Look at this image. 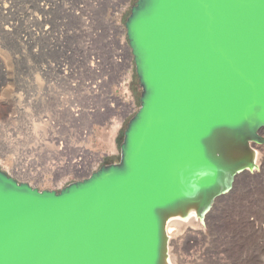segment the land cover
Instances as JSON below:
<instances>
[{
    "label": "water",
    "instance_id": "obj_1",
    "mask_svg": "<svg viewBox=\"0 0 264 264\" xmlns=\"http://www.w3.org/2000/svg\"><path fill=\"white\" fill-rule=\"evenodd\" d=\"M141 89L120 159L56 189L0 169V264H170L167 223L253 168L264 137V0H135Z\"/></svg>",
    "mask_w": 264,
    "mask_h": 264
},
{
    "label": "rangeland",
    "instance_id": "obj_2",
    "mask_svg": "<svg viewBox=\"0 0 264 264\" xmlns=\"http://www.w3.org/2000/svg\"><path fill=\"white\" fill-rule=\"evenodd\" d=\"M134 3L0 0V169L41 190H59L104 163L119 161L123 133L135 111L119 116L117 152L106 149L98 137L107 121L118 117L116 111L125 110L110 101L111 92L139 105L141 89L133 62L122 50L126 36L118 28ZM118 55L122 64H113ZM89 129L95 132L92 151L106 152L102 161H89L88 171L81 173L47 168L50 162L86 158L71 146L86 145ZM60 144L70 148L66 155L56 151ZM16 168L43 174L45 180ZM256 173L238 177L234 188L216 200L205 215V236L180 228L176 246H170L171 261L264 264V167Z\"/></svg>",
    "mask_w": 264,
    "mask_h": 264
},
{
    "label": "bare ground",
    "instance_id": "obj_3",
    "mask_svg": "<svg viewBox=\"0 0 264 264\" xmlns=\"http://www.w3.org/2000/svg\"><path fill=\"white\" fill-rule=\"evenodd\" d=\"M118 28H120L121 31L123 30V32H124V34L126 36V32H125L124 26L123 27L118 26ZM126 40H127V37H126ZM123 44L124 45L122 46V50H124V51L126 50L128 52V58L130 60H132V62H133V57H132L131 49H130V47L128 45V41H123ZM117 57L113 59V62H115L113 64H118V65L122 64V57H119V55ZM129 65H131V63H129ZM94 70H96V68H94ZM128 75H130V74H128ZM128 75H127V77H128ZM126 90L127 89H125V91ZM123 91L124 90L122 89V93H123ZM109 97H111L110 101H112V102L116 101L118 103V105L124 106L125 110L123 112L116 111V114H117L118 117L117 118L115 117V119H114L115 121L114 120H112V121L108 120L107 121L108 124L105 125V128L103 127L104 131L100 132V137H98V139H99L100 142H103V144H104L106 149H108L111 152H117V147H116L115 140H116V136L118 134V130H119V128L122 125V117H119V116H124V114H125L124 112H126V113L127 112L128 113L129 112H133V111L136 112L138 106H136L134 102H132V103L130 102V104L129 103L127 104L126 102L122 101L121 98H119L115 94H113V92H111V96H109ZM109 106L111 108L113 107L112 104L109 105ZM102 112L103 111L101 109L98 110V113H101V115H103ZM134 113H133V115H134ZM93 133H95V132H93V129H89V135L85 136L86 145H84V144L76 145V144L72 143L74 146L73 145L71 146V150H73L74 153H76V154L80 153V155L85 156L86 158H84V159L77 158V161L76 160L74 161L73 158H69V159H62V161H59L58 163L50 162V163H48V165H46L47 168H49V170H52L55 167V168H57V170H59V169L66 170L67 174H68V172H72V173L73 172L74 173H81V172H84V171L86 172V170L88 169L86 164L89 161L93 162L95 160V162H96L97 159L101 160L106 155V152L92 151V149L90 147V144H91L90 142L92 140ZM262 136L264 137V130L262 131ZM63 146H64V144H60L57 147V149H56V151L60 155H66V152L70 149V148H67L66 146L65 147H63ZM65 149H67V150H65ZM252 149L255 152L254 166H253V168L246 169L243 173H241L238 176L239 178L243 177V176H248V175H249L248 177L254 176V173L257 172L256 174H258L260 171L263 170V167H264V143L263 144L254 143L252 145ZM15 170H17V168ZM16 172L20 173V174H27L28 176L30 175L32 178H37L40 181L41 180H45V177H43V174L34 175L35 173L31 174V172L19 170V168H18V170ZM90 173H87V175H89ZM82 178H84V177H82ZM206 223H207L206 222V217L198 215L195 211L189 212L186 216L175 217V218H172V219H170L168 221L167 227H166V233H167V237H168V259H169L170 264H176L174 262V260L171 261V257H172L171 256L172 255L171 251H172V249H171L170 246H172V245L176 246V243H177V240H178L177 237L180 236L179 234L182 231V230H180V228L187 227L189 230H193V231L197 232L198 234H202V235L205 236L206 235L205 234V232H206L205 231V228H206L205 225H208ZM202 235H201V237H202ZM172 253L174 254V252H172Z\"/></svg>",
    "mask_w": 264,
    "mask_h": 264
}]
</instances>
